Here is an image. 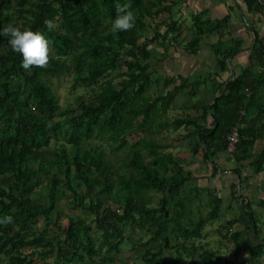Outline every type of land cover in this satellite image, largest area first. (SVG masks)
Listing matches in <instances>:
<instances>
[{"label": "trees", "instance_id": "1", "mask_svg": "<svg viewBox=\"0 0 264 264\" xmlns=\"http://www.w3.org/2000/svg\"><path fill=\"white\" fill-rule=\"evenodd\" d=\"M124 3L135 14L134 27L114 32L112 20ZM160 3L154 9L146 0H0V27L14 23L39 29L52 41L47 64L25 70L22 55L0 35V216H13L11 224L0 225V264H35L42 250L54 254L53 262L44 264H122L115 255L126 238L134 247H146L143 264L220 263L217 252L199 241L206 225L220 218L223 199L200 188L186 170L187 161L175 157L165 141L167 133L183 129V142L192 156L203 150L209 160L226 153V138L235 122H245L253 109L257 116L262 112L261 106L255 110L253 100L264 85V71L245 72L219 84L212 90L215 103L204 108L203 117H166L187 83L190 87L196 83L185 80L164 94L153 80V44L167 49L180 34L178 22L171 20L165 31L157 29L144 40L146 21L169 10ZM46 19L57 25L53 31H47ZM207 23L200 15L193 17L195 37L184 45L187 52L196 53L210 31ZM256 44L263 66L264 40ZM238 48L218 58L221 69ZM65 75H72L73 89L92 91L87 101L79 95L73 110L61 107L51 85L52 79ZM208 108L214 120L211 127L206 125ZM237 127L240 143L234 160L239 163L250 156L249 134L243 125ZM97 139L110 143L113 152L124 153L120 165L93 143ZM252 168L254 174L264 171V153L256 156ZM48 173L44 186L41 178ZM236 173L242 178L238 169ZM150 194L159 195L157 201ZM232 195L236 197L235 192ZM203 197L207 217L195 219L193 203L197 202L199 216ZM63 203L71 214L62 211ZM241 207L249 226L245 232L228 230L224 236L233 241L236 256L225 264H259L264 259L263 223L246 199ZM261 208L264 211V200ZM62 218L68 223L65 229ZM40 220L54 227V236L34 230ZM236 221H227L222 228L227 230ZM89 222L95 223V231ZM250 230L254 238L245 242ZM241 253L245 258L238 261Z\"/></svg>", "mask_w": 264, "mask_h": 264}, {"label": "crops", "instance_id": "2", "mask_svg": "<svg viewBox=\"0 0 264 264\" xmlns=\"http://www.w3.org/2000/svg\"><path fill=\"white\" fill-rule=\"evenodd\" d=\"M159 1L161 7L168 6L169 10L162 13L154 22L162 24L163 32L166 23L171 20L177 21L180 34L175 36L176 40L171 42L170 48L165 49L162 46L155 48L154 63L150 61L153 80L160 83L159 89L164 94L173 91L185 80L196 83L195 87H190L187 83L189 87L175 98L166 117L170 118V113L185 114L192 118L203 117L204 108L208 105L211 108L215 103L216 98L212 90L219 84L226 85L245 72H251L254 75L263 73L264 65H261V60L255 54V46L257 41L264 40V8L260 7L256 0H186L174 4H169L167 0H146V3L157 9ZM198 15L209 23L206 25L210 31L203 35L196 53H190L184 49V45L195 37L193 27L189 25L193 22V17ZM223 22L225 24L216 29V26ZM235 46L239 48L225 59L226 69H221L218 58ZM157 87L158 84L154 89ZM251 92H248L247 97L251 95ZM253 107H256L255 110L259 107L262 109L260 116H257V111L253 109L245 122L241 123V120L235 122V126L243 125V128H247L249 134L246 140L249 143L247 150L250 156L239 163L232 161L224 151L210 156L209 160L204 158L203 150L196 156H192L183 142V136L186 134L183 129L176 132L178 138L174 145L172 142L169 144L174 156L176 154L177 157L187 161L186 170L193 173L196 184L221 197L224 202L221 208L224 211L228 206L227 212L235 210L232 212L233 216L242 215V220L247 222L246 227L249 226V218L243 208L232 207L227 199L229 193L233 196L235 192L236 197L239 195L241 200L246 199L251 203L253 210L262 209L264 171L254 174L252 163L256 156L264 153V85H260L253 100ZM209 108L207 127H211L214 122ZM240 114L243 116V111ZM172 133L175 134V132ZM253 135L256 136L255 139ZM181 148L182 151H180ZM244 148L246 149V146L243 145ZM183 150L187 151V155ZM232 168L233 172L229 173L228 169ZM237 169L242 178L236 173ZM246 217L248 220L245 219Z\"/></svg>", "mask_w": 264, "mask_h": 264}, {"label": "rangeland", "instance_id": "3", "mask_svg": "<svg viewBox=\"0 0 264 264\" xmlns=\"http://www.w3.org/2000/svg\"><path fill=\"white\" fill-rule=\"evenodd\" d=\"M146 22H147V25L145 27V33H144L145 39L144 40L152 38L155 34V31L157 29L162 28V26L159 22H154L151 20H147ZM189 26H193V22ZM144 40H142V41H144ZM165 45H167V44H165ZM153 47L154 48H158V47L160 48V46L158 44H155V43L153 44ZM153 61H154V57H153L151 62L154 63ZM51 85L53 87L54 93L58 97L59 103H60L62 108L70 106L73 110L80 103V102L78 103L76 101L77 97L79 95H82V97H83L82 100H84V101H87L92 95V91L90 89L87 90L83 87L73 89L72 88V75H65L62 78H60L59 80L58 79H52ZM153 91L154 90H152V92ZM183 116H185V114H182V115L180 113H177V114L176 113H170L169 114V117L171 119L177 118V117L181 118ZM55 119L57 120L59 118L56 117ZM167 134H169V139L165 142L167 144H171V142H172V144L174 145L175 140L178 138V133H175V134L174 133H167ZM163 135H166V132H164ZM159 138H162V137L160 136ZM93 143L101 146V148L107 153V155L114 162L118 161V163H119L118 165H120L121 158L124 156V153L122 151L113 152V150L110 146V143L103 141V140L97 139V140H94ZM180 151H182V148L180 149ZM183 152H185V150H183ZM184 154L187 155V151ZM175 157H177L176 154H175ZM117 169L119 170V166H117ZM233 170H234L233 168L228 169V172L232 173ZM223 175L228 176L229 174H223ZM49 179H50L49 173L43 174L42 178H41L42 185L45 186L47 184V182L49 181ZM36 192L39 193L40 192L39 189H37ZM150 195H152L153 199L156 201L159 198V195H157V194H150ZM235 199H236V201H235ZM206 200L207 199L205 197H203L202 202L204 203V205L202 204L201 207L199 208V210L201 212V214L199 216L197 214L198 209L195 206V204H197V202L193 203L192 217H194L195 219H198L199 217H203V218L207 217L208 207H207V205H205L207 203ZM227 200H228L229 205H232V207L236 206L237 208L240 209L242 200L240 199L239 195L237 197H233L229 193ZM239 200H240V202H239ZM227 207H225V211L223 209L221 210V216L218 220H216L214 222H209L206 225V227L204 228V231H203L204 238L201 241H199V243H201L206 249L217 252V257L219 258L218 260L220 262L218 264H225V262L233 260L236 257L235 253H234L235 245H234L233 241L229 238H226V239L224 238V236L228 235V230H230L232 232H237V231H244L245 232V230L247 229V227H246L247 222H244L242 220V218H241L242 215L233 216L232 212L235 210H232L231 212H227L226 211ZM254 210L257 211L256 209H254ZM62 211L65 214H68V215L71 214L66 203H63ZM262 212H263L262 210H260V211L258 210L257 212H255V214L260 216V219L263 223V232H264V215H262ZM232 219L237 220L235 225H233L231 228H228L227 230L222 228L223 226L226 227L227 221H230ZM245 219L248 220L247 217ZM240 220H241V223H240ZM90 225L93 228V230L95 231L96 230L95 229V223L91 222ZM67 226H68V223H67L66 219L62 218L61 228L65 229V228H67ZM34 230H38L39 232L47 231V234L49 236L55 235L54 227L47 225L46 221H44V220H40V222L37 224L36 228L34 227ZM218 230H220V231H218ZM135 238L138 239V236H136ZM248 238H250V239L254 238L253 231L250 230L249 232L245 233V235H244L245 242L247 241ZM147 239H148V237L144 236V242L147 241ZM248 248L251 249V245ZM249 249L244 250V251H248ZM120 250L121 251L115 255V259L116 260L119 259L120 260L119 262H122V264H143L141 256H142V254H144V252L147 249H146V247H142V246L134 247L133 243H131V241H129L126 238V240L121 245ZM26 253L29 254L30 251H27ZM53 256H54V254L50 253L49 250L38 251L36 256H35V260H36L35 264H44L45 262L52 263L54 260ZM243 257L245 258V253H241L238 261H242L244 259ZM99 259H101V257ZM259 264H264V259H262Z\"/></svg>", "mask_w": 264, "mask_h": 264}, {"label": "clouds", "instance_id": "4", "mask_svg": "<svg viewBox=\"0 0 264 264\" xmlns=\"http://www.w3.org/2000/svg\"><path fill=\"white\" fill-rule=\"evenodd\" d=\"M135 14L128 3L118 5L117 15L111 23L114 32L126 31L134 27ZM47 31H53L57 25L53 19L44 21ZM0 35L7 36L11 50L22 55L21 67L28 70L32 66L43 67L49 59L51 39L39 29L21 28L14 23L0 27ZM13 222V216H0V225Z\"/></svg>", "mask_w": 264, "mask_h": 264}, {"label": "built area", "instance_id": "5", "mask_svg": "<svg viewBox=\"0 0 264 264\" xmlns=\"http://www.w3.org/2000/svg\"><path fill=\"white\" fill-rule=\"evenodd\" d=\"M178 1H186V0H168L169 3H175ZM256 2L260 7L264 8V0H256ZM239 143H240V137H239L238 127L234 126L226 138V154L232 161H234V156L238 150Z\"/></svg>", "mask_w": 264, "mask_h": 264}]
</instances>
